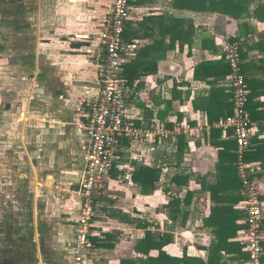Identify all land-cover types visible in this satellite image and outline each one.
Listing matches in <instances>:
<instances>
[{
    "label": "crops",
    "instance_id": "crops-1",
    "mask_svg": "<svg viewBox=\"0 0 264 264\" xmlns=\"http://www.w3.org/2000/svg\"><path fill=\"white\" fill-rule=\"evenodd\" d=\"M103 1L0 0V264H73L85 154L79 131L99 90ZM144 4L130 9L128 60L150 48L127 103L136 125L170 133L123 140L119 166L95 198L104 212L96 214L88 264H146L147 231L168 240L163 250L172 257L247 264L236 142L215 123L232 105L225 46L235 42L257 124L247 163L260 168L254 180L264 200V0H239L236 15L178 9L172 0ZM162 15L181 20L189 41L167 47L164 23L152 20ZM122 163L132 167L129 180ZM139 165L159 172L146 194L132 178ZM261 221L264 236V212ZM262 246L264 264V237Z\"/></svg>",
    "mask_w": 264,
    "mask_h": 264
},
{
    "label": "built area",
    "instance_id": "built-area-1",
    "mask_svg": "<svg viewBox=\"0 0 264 264\" xmlns=\"http://www.w3.org/2000/svg\"><path fill=\"white\" fill-rule=\"evenodd\" d=\"M137 0H104L105 25L100 33L102 63L99 68L98 92L92 96L84 109L79 136L85 150L84 164L79 175V205L73 225V264H88V253L93 249V229L96 217V196L105 188V180L118 167L124 139L144 142L154 135L163 139L170 133L165 127L154 130L138 126L134 122L127 98L132 92L128 80L122 75V65L129 56L135 55L132 46L124 39L126 22L131 20L130 9ZM225 59L230 64L228 86L232 97L233 112L220 118L215 126L231 131L235 139V166L242 184L244 208L246 211V232L244 240L249 260L247 264H263L262 217L264 200L255 185L254 174L260 168L249 164L244 156L250 150L257 128L247 111L248 90L241 73L237 43L226 44ZM137 158V157H134ZM121 177L129 180L132 167L126 163L120 166Z\"/></svg>",
    "mask_w": 264,
    "mask_h": 264
},
{
    "label": "trees",
    "instance_id": "trees-1",
    "mask_svg": "<svg viewBox=\"0 0 264 264\" xmlns=\"http://www.w3.org/2000/svg\"><path fill=\"white\" fill-rule=\"evenodd\" d=\"M146 0H137L135 3L137 4H144ZM239 0H172L173 7H176L178 9H192V10H218L224 13H228L230 15H236V13L232 12V6H238ZM159 21L160 23H164V32L168 33L170 42L166 45L167 47H174L176 40L179 41H189L190 37V29L185 28L182 24L181 20H175L174 18L169 19L167 17L162 16H156V18L152 19ZM131 20H128L126 22V28L124 31V39L125 41L128 40V36H133L135 33V30L130 27ZM141 23H146V17L144 20H142ZM183 45V44H181ZM180 45V46H181ZM150 48V47H149ZM149 48L147 49L149 51ZM157 51L159 50V47H152V49ZM146 47L142 48L138 54L140 56H137L138 58L133 60H128L122 65V75L126 77L128 80L129 86L133 83L135 79H137L141 74L139 67L143 60H141V55H144V53L147 51ZM156 64L152 63V67L155 68ZM145 67L144 70H153L152 67L148 64ZM143 70V71H144ZM229 72V69L224 71L223 75L227 74ZM250 98V97H249ZM232 104V103H231ZM232 107L227 109V112L225 116L230 115L232 113ZM224 116V117H225ZM248 153V152H247ZM245 154L244 159L247 162L249 160L248 154ZM228 152V156H232ZM236 160V155L233 154ZM235 165V164H234ZM236 168V166H235ZM237 170V169H236ZM132 178L134 181H136L140 187V190L143 194H146L148 192H151L156 187V183L158 182L159 178V172L157 169L152 167H147L144 165H139L135 168V170L132 173ZM239 178V176H238ZM240 181V179H239ZM241 183V181H240ZM242 186V184H241ZM146 264H194L193 259L189 257H172L163 250V246L168 243V240L161 238L159 235L154 236L151 232H146ZM156 249L158 252L157 254L150 255V251Z\"/></svg>",
    "mask_w": 264,
    "mask_h": 264
},
{
    "label": "rangeland",
    "instance_id": "rangeland-1",
    "mask_svg": "<svg viewBox=\"0 0 264 264\" xmlns=\"http://www.w3.org/2000/svg\"><path fill=\"white\" fill-rule=\"evenodd\" d=\"M102 6H103V5H102ZM144 7H146V4H144ZM144 9H146V8H144ZM104 12H105V10H104ZM140 12H142V11L140 10ZM143 12H144V11H143ZM76 22H78V20H77ZM76 22H75V23H76ZM61 23H62V22H61ZM0 64H2V63L0 62ZM136 190H137V192H139L138 189H136ZM108 192H110L112 195H113V194H116V191H113V190H112V191H108ZM118 195H119V194H118ZM96 197H98V195H97ZM102 197H103L104 199L109 198V197H107V196H105V195L102 196ZM98 209H99V210L97 211V207H96V214H98V216H99L98 218H100V217L102 216V213H103L104 211L100 210L101 208H99V207H98ZM95 218H96V217H95ZM71 256H72V255H71Z\"/></svg>",
    "mask_w": 264,
    "mask_h": 264
}]
</instances>
